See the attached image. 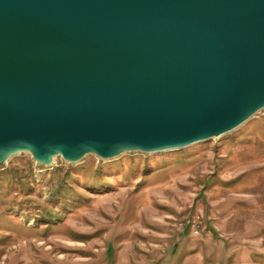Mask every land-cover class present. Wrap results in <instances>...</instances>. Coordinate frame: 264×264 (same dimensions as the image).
<instances>
[{"label": "water", "instance_id": "1", "mask_svg": "<svg viewBox=\"0 0 264 264\" xmlns=\"http://www.w3.org/2000/svg\"><path fill=\"white\" fill-rule=\"evenodd\" d=\"M264 108V0H0V163L177 149Z\"/></svg>", "mask_w": 264, "mask_h": 264}, {"label": "rangeland", "instance_id": "2", "mask_svg": "<svg viewBox=\"0 0 264 264\" xmlns=\"http://www.w3.org/2000/svg\"><path fill=\"white\" fill-rule=\"evenodd\" d=\"M0 264H264V108L177 149L11 156Z\"/></svg>", "mask_w": 264, "mask_h": 264}, {"label": "bare ground", "instance_id": "3", "mask_svg": "<svg viewBox=\"0 0 264 264\" xmlns=\"http://www.w3.org/2000/svg\"><path fill=\"white\" fill-rule=\"evenodd\" d=\"M230 132V131H229ZM215 137H218V136H215Z\"/></svg>", "mask_w": 264, "mask_h": 264}]
</instances>
